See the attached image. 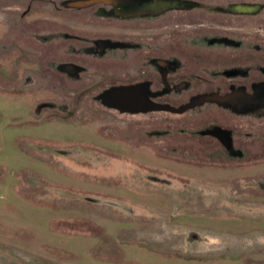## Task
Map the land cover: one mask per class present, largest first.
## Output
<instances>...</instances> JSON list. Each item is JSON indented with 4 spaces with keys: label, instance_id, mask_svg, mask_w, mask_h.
Wrapping results in <instances>:
<instances>
[{
    "label": "rangeland",
    "instance_id": "374dc122",
    "mask_svg": "<svg viewBox=\"0 0 264 264\" xmlns=\"http://www.w3.org/2000/svg\"><path fill=\"white\" fill-rule=\"evenodd\" d=\"M54 1L0 0V264H264L262 103L194 73L155 98L176 113L95 105L98 73H55L54 35H35Z\"/></svg>",
    "mask_w": 264,
    "mask_h": 264
},
{
    "label": "flooded vegetation",
    "instance_id": "af4514ba",
    "mask_svg": "<svg viewBox=\"0 0 264 264\" xmlns=\"http://www.w3.org/2000/svg\"><path fill=\"white\" fill-rule=\"evenodd\" d=\"M54 5L37 13V21L54 30L35 35H54L44 45H55L49 64L55 73L73 82L98 73L84 87L95 105L109 108L103 96L111 95L124 110L167 108L155 98L174 91L183 76L203 73L198 91L232 95L233 107L260 101L257 116L264 119V0H56ZM28 14L33 16L31 11L21 16L24 23ZM109 60L125 68L112 77L95 69ZM145 77L152 80L147 91L141 88ZM205 103L190 104L185 113ZM210 109L207 114L218 112Z\"/></svg>",
    "mask_w": 264,
    "mask_h": 264
},
{
    "label": "water",
    "instance_id": "95a60500",
    "mask_svg": "<svg viewBox=\"0 0 264 264\" xmlns=\"http://www.w3.org/2000/svg\"><path fill=\"white\" fill-rule=\"evenodd\" d=\"M153 110H161V111L174 112V113L178 112L174 109H169V108H158V109L157 108H151V109H148L146 111H153ZM183 111H185V110H181L180 112H183Z\"/></svg>",
    "mask_w": 264,
    "mask_h": 264
}]
</instances>
